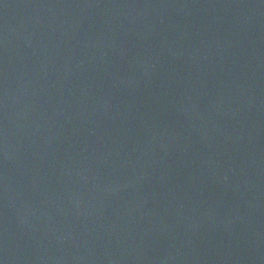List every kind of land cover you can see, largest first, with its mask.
<instances>
[{"label": "water", "instance_id": "obj_1", "mask_svg": "<svg viewBox=\"0 0 264 264\" xmlns=\"http://www.w3.org/2000/svg\"><path fill=\"white\" fill-rule=\"evenodd\" d=\"M0 264H264V0H0Z\"/></svg>", "mask_w": 264, "mask_h": 264}]
</instances>
